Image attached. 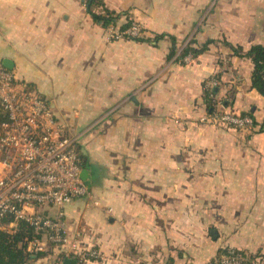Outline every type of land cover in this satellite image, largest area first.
Wrapping results in <instances>:
<instances>
[{
	"label": "crops",
	"instance_id": "0c3cea01",
	"mask_svg": "<svg viewBox=\"0 0 264 264\" xmlns=\"http://www.w3.org/2000/svg\"><path fill=\"white\" fill-rule=\"evenodd\" d=\"M101 1L118 28L139 22L141 37L112 40L89 0H0V63L79 141L91 197L64 218L78 246L100 253L82 264H207L227 249L264 257V96L251 59L223 42L264 44V0ZM171 36L215 42L169 60ZM212 76L217 100L252 113L254 130L203 119ZM41 246L28 264L66 258Z\"/></svg>",
	"mask_w": 264,
	"mask_h": 264
},
{
	"label": "built area",
	"instance_id": "2783aa9c",
	"mask_svg": "<svg viewBox=\"0 0 264 264\" xmlns=\"http://www.w3.org/2000/svg\"><path fill=\"white\" fill-rule=\"evenodd\" d=\"M112 40L137 39L142 25L132 21L125 29L111 26ZM190 55L184 57L185 61ZM212 76L207 87L217 86ZM219 107L203 119L235 130L254 124L251 115ZM78 138L67 134L59 124L50 102L17 84L16 75L0 63V231L13 230L25 221L40 237L32 241L35 251L49 243L64 248L82 264L98 258L97 249H83L68 233L65 206L77 198L91 197L82 178V157ZM53 210V213L50 211ZM207 264H264L263 256L229 249Z\"/></svg>",
	"mask_w": 264,
	"mask_h": 264
},
{
	"label": "trees",
	"instance_id": "16d2710c",
	"mask_svg": "<svg viewBox=\"0 0 264 264\" xmlns=\"http://www.w3.org/2000/svg\"><path fill=\"white\" fill-rule=\"evenodd\" d=\"M89 3V12L95 22L101 24L105 28L116 26L117 20L120 17L119 14L109 10L101 0H89ZM98 6L101 7V12H96L94 10V8ZM130 24L131 22H126L121 25L120 29L125 30ZM161 37H163V35L157 36V39H160ZM170 39L172 41V48L168 56L169 60L174 58L182 60L187 55H191L192 58H197L209 49L210 44L215 42L214 40H208L205 43L199 44L195 36L187 38L181 42V44L178 43L175 37L171 36ZM223 42L235 55L251 59L254 67L252 73V87L264 96V44H255L248 50H244L240 45H233L226 40H223ZM217 87H220L219 82ZM216 94L217 92H215L213 88L204 86V96L209 113L215 112V110L219 108L215 104L214 99L210 97V95L213 97ZM242 115H251L254 118L252 113H244ZM255 126L256 121L254 118V124L249 128L254 130ZM85 165L86 164L82 159V166ZM39 237L40 235L36 234L33 228L25 221H20L17 227L13 230H1L0 264H28L31 261L43 257L46 253L33 250L31 244L33 240ZM227 250L222 253H226Z\"/></svg>",
	"mask_w": 264,
	"mask_h": 264
},
{
	"label": "water",
	"instance_id": "95a60500",
	"mask_svg": "<svg viewBox=\"0 0 264 264\" xmlns=\"http://www.w3.org/2000/svg\"><path fill=\"white\" fill-rule=\"evenodd\" d=\"M4 66H6L7 68H8V67H9V68H12V63L9 62L8 60H5V61H4ZM213 90H214L215 92H217V91H218V87H217V86L213 87ZM223 105H227V102H226V101L223 102ZM87 175H88V170H87V169H83V170H82V174H81V176H82V178H83L84 180L87 179ZM62 264H78V260H77L76 258H73V257H66V258L63 260Z\"/></svg>",
	"mask_w": 264,
	"mask_h": 264
}]
</instances>
